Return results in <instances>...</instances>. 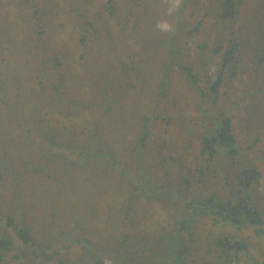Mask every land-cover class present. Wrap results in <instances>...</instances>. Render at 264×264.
Here are the masks:
<instances>
[{
    "label": "trees",
    "instance_id": "1",
    "mask_svg": "<svg viewBox=\"0 0 264 264\" xmlns=\"http://www.w3.org/2000/svg\"><path fill=\"white\" fill-rule=\"evenodd\" d=\"M47 1L49 0H9L7 11H11L14 16L18 15L17 18L21 19L20 21L26 22L31 13L38 16L44 12L41 6ZM109 1L114 2L113 0ZM244 3L245 0L214 2L212 3L214 4L213 10L216 9L215 14H218L215 17H218V22L237 23ZM259 6L262 14L259 15L260 12L258 11L253 12V14H257L258 18L262 16L263 21L256 23L249 20V22L240 24L238 29L231 27L230 39L225 41L223 38L219 39L214 45L213 55H220L221 62L215 76L211 78L209 90L200 85L201 77L194 71L193 65L188 66L178 59V55H183L186 48L175 41L178 28L176 23L174 31L168 34L163 46L167 49V56L160 63H153V69H148L150 57L144 61L142 68H139V59L135 58V69H139L134 74L126 66H122L118 81L122 82V86L126 90L115 91L112 85L105 86L103 89L100 88L102 95H100L97 103L94 102V105H87L82 99L70 101L72 106L79 107V109L77 111L68 110L69 117L75 113L76 116H81L84 111H94L91 115L97 118L96 123L88 131H84V128L89 126L87 124L88 116L82 118L83 123L80 122L83 126L81 139H70L64 142L62 138L57 140L54 136L48 137L44 133L49 131L50 119L46 121V125L43 124V127L37 124L38 129H33L34 134L38 135L36 136V143L38 144L39 141L44 144L47 143L46 149H42L44 153L41 159H46L44 162L52 167V172L55 169L63 171L65 176H69L68 178L72 183L71 186H68L65 182L57 180L52 173L50 176L45 174L50 183V190L44 195V198L52 194L51 199L53 200L56 196L53 192L62 193L65 196L62 197L64 203L69 202L70 191H73L75 186V179L73 176L70 177V174H77L80 179L83 178L82 181L79 179L80 182L96 192V199L94 200L96 207H93L92 203L94 202L91 200L90 204L85 202L92 208L96 217L107 225L105 231L111 233L116 232L117 229L126 228L131 232L130 234H119L121 241L117 246L122 248H111L109 244L94 243L88 238H83V236L82 238L74 237L73 232L69 233L65 229L60 232L63 239L62 245L56 247V242L52 238L47 239L44 244L39 243L26 217L30 205L27 206L22 195L18 192L23 179L14 171L17 170L15 166L11 165L14 169V173H11L9 165L0 159V167L2 168L0 179L10 174L15 178L13 192L16 201L15 205L13 203L5 204L0 211L2 214L5 213L3 214L5 223L0 224V258L2 259L13 250L16 253L13 255L16 264H40L42 261L49 263L51 256H47L44 250L46 252L47 249L56 247L54 249L64 251L66 256V258L60 259V264H195L199 262V259L202 260L203 264H242L243 256L245 264H264V251L260 255V261L253 260L248 254L250 244L242 236L243 232L252 231L256 235L255 237L264 240L263 214L253 202V192L249 193L250 190L252 191V186L257 185L261 173L252 161L248 160V164L243 162L246 156L242 154L234 134L232 116L223 111L222 106L218 105L220 95L229 93L227 90L220 93L221 88L225 85L231 87V78L236 77L239 73L237 64L246 57L255 65L253 71L256 75L260 70H264V24H262L264 22V0ZM53 7L55 6L48 8ZM252 7L248 5L246 9L249 11ZM79 10L80 8L74 10L76 15L81 13ZM109 11L112 15H116L113 4ZM50 14L51 11L46 9L44 17L49 18L48 15ZM53 16H57V14L54 13ZM48 20L50 21V18ZM87 25L94 26L92 21L88 22ZM202 25L203 21H199L194 32L199 34ZM250 25L259 26L260 31L254 32L252 28H249ZM32 30L38 31L35 27H32ZM245 31L247 32L244 33ZM45 33L46 29L41 24L38 33L28 35L21 45V50H24L26 45L35 44L37 46L38 53L41 55V65L38 71L34 73L37 74L38 84L42 88L44 78L46 80L52 79V75L48 74L50 68L46 64L43 65V63H47L46 59L43 58L46 56L45 49L47 48V41L43 38ZM84 34L83 43L88 36L87 33ZM0 43L4 44L2 41ZM142 43L149 46L146 39ZM207 46L208 44L205 42L202 47L204 49ZM1 52L2 49L0 48ZM54 59L57 66L62 65L60 57L55 56ZM202 67H204L203 64ZM176 70L181 73H176ZM181 74H183L184 81L186 80L197 89L195 98L201 99V103H194L193 106L198 108V116L193 118L191 122L198 125V132L196 128L192 127L189 120L177 115L178 121L184 126L183 134L186 138L185 140L182 138L178 143V131H172L170 127L177 123L175 128L178 129L179 124L169 112L171 108L179 110L177 103L181 104V99L174 95L175 89L173 88L177 81L175 79ZM122 76L125 77V81L122 80ZM61 78L64 76L61 75ZM133 78L134 80H132ZM50 85L55 95L53 99L60 97L63 100L61 90L59 92L58 90L65 84L52 82ZM150 88L155 91L152 95L148 94ZM242 92L246 96L251 93L247 89ZM149 95L151 96L149 97ZM42 96V92L37 96L32 115L35 114L36 110L45 109ZM144 98L145 100H153V105L150 107L148 104L144 105L142 103ZM238 104L233 103V107L236 109ZM47 105L46 108H49ZM130 107L131 111L129 110L127 114ZM230 112L232 113L231 110ZM115 114H119V116ZM132 114L138 118L137 130L132 134L122 132L123 128L130 126L127 119L129 116L131 118ZM46 115L55 119L57 112L47 111ZM55 120L59 122V119ZM20 128L25 135L31 133L28 126L24 128L20 125ZM40 134L45 135L47 140L41 139ZM191 138H196L199 143L191 176L181 174L174 178L168 177L167 180L160 177L158 169L162 172L168 168L178 169L181 161L179 158L184 154L182 151H185V145L192 144L189 141ZM259 141L260 139L256 136V139L252 141L253 145L258 144ZM168 145L174 149L176 147L177 153L175 151V155L170 151L166 153L165 149ZM122 149L125 152L122 156L125 166H122L124 162L121 163L119 157V151ZM222 164L231 166L234 172L236 178L235 193L220 195V190H214L206 196L202 191H199L193 197L192 192L196 190L193 184L196 183L203 189L206 186L210 187L211 181L219 180L217 175L220 173L219 168ZM131 166L137 172L136 175L131 176L129 174L131 169L128 167ZM184 166L183 163L179 167ZM38 170L39 168L36 171ZM135 180L137 184L134 183ZM226 182L229 184L228 180ZM196 187L199 190V187ZM211 188H219L218 181ZM130 189L132 190L130 191ZM140 197L151 204L147 206L144 203L141 206L140 199H138ZM55 203L59 202L55 201L51 206L54 207ZM102 206L107 209L104 213H101L100 210ZM140 208L143 209L142 213H146L143 218L138 215ZM157 208L162 211L168 230L165 233L156 234L153 240H148L142 232L141 224L147 222L152 217H147V214ZM115 210L121 211L123 216H113V213H117ZM73 211L76 212L77 210ZM53 212L52 220L49 222L50 226H52V221L56 216L66 218L65 215H62L65 214L64 211L59 213L54 208ZM72 218L76 225L82 228L83 221L81 218L75 216ZM199 225H205L207 228L204 237L197 232ZM227 229H232L233 232H229ZM108 233L107 238L110 240L113 233ZM199 238L205 240L204 251L208 255L206 259H201L203 256L198 255V249L195 248V243ZM70 254L73 255L74 259L68 258Z\"/></svg>",
    "mask_w": 264,
    "mask_h": 264
},
{
    "label": "rangeland",
    "instance_id": "2",
    "mask_svg": "<svg viewBox=\"0 0 264 264\" xmlns=\"http://www.w3.org/2000/svg\"><path fill=\"white\" fill-rule=\"evenodd\" d=\"M8 1L0 0V41L4 42V44L0 43L2 49V54L0 53V159L9 165L11 173L16 171L23 179L18 192L22 195L27 206L30 205L26 214L27 221L33 230L34 236L39 240L37 241L41 244L52 238L56 242V247L62 245L63 239L60 232L65 229L69 233L73 232L74 237L82 238L83 236V238H88L94 243L109 244L111 248H122L117 246L121 241L119 234H130L131 232L126 228L117 229L116 232H111L113 233L112 239L107 238L108 232L105 231L107 225L96 217L89 206L91 200L94 202L92 203L93 207H96L94 201L96 192L80 182L83 178L80 179L77 174H70V177L73 176L75 179V186L73 191H70L69 202L64 203L62 197L65 196L62 193L56 194L53 192L56 196L61 195L59 197L54 196L55 198L52 197L53 200L51 199L52 194L44 198V195L50 190V183L45 174L50 176L52 173L57 180L65 182L68 186H71L72 183L68 178L69 176H65L63 171L55 169L52 172V167L44 162L46 159H41L44 153L42 149H46L47 143L44 144L42 141L36 143V136L38 135L34 134V130L38 129L37 124L43 127V124L50 119L49 131L44 133L48 137L54 136L57 140L62 138L64 142L70 139H81L83 131L82 118L88 116L89 119L87 123L89 126L86 129L84 128V131L92 128L97 118L91 115L94 111H84L81 116H76L75 113L69 117L68 110L77 111L79 109V107L72 106L70 101L82 99L87 105H94V102L97 103L100 95H102L100 88L103 89L105 86L112 85L115 91L126 90L122 86V82L118 81L122 66H126L134 74L139 68H142L144 61L149 57L148 69H153V63L163 61L167 56V49L163 46L168 34H170L161 32L156 28L157 22L163 20L168 21L173 26L177 23L178 28L175 26L177 28L175 41L186 48L183 55H178V59L188 66L193 65L194 71L201 77L200 85L202 88L209 90L208 86L211 78L215 76L221 62L220 55H213L214 45L219 39L223 38L224 41L227 38L230 39L231 27L238 29L241 26L240 24L249 22V20L256 23L263 21L262 16L258 18L257 14H253L255 11L260 12L259 15L262 14L259 6L262 0H245L237 23L218 22V17H215L218 14H215L216 9L213 10L214 4L212 3L220 0H183L179 12H173L171 15L167 12L168 5L165 0H113L112 3L109 0H49L41 8L44 9V12L46 9L51 11V14L48 15L50 21L49 18L44 17V12H42L38 16L31 13L26 22L20 21L21 19L17 18L18 15L14 16L11 11H7ZM112 4L115 6L116 15H112L109 11ZM248 5L253 6L249 11L246 9ZM51 6L55 7L48 8ZM78 8H80L81 13L76 15L74 10ZM54 13L57 16H53ZM90 21L93 22V27L87 25ZM199 21H203V25L200 33L197 34L194 29ZM41 24L46 29L43 38L47 41L46 56L43 57L47 63H43V65L46 64L50 68L48 74L52 75L51 80L43 79V88L38 84L37 74L34 73L38 71L41 65V55L38 53L37 46L35 44H32V46L26 45L24 50H21L24 39L28 35L38 33ZM32 27H35L38 31L35 32ZM249 28H252L254 32L260 31L259 26L250 25ZM84 33H87L88 36H86V41L83 43ZM144 39L148 40L149 46L142 43ZM205 42L208 46L203 49L202 46ZM55 56L61 58V66L55 64ZM135 58L139 59L138 63L140 64L137 69H135L134 64L136 62ZM202 64L204 67H202ZM237 67L239 73L236 77L231 78V87L225 85L221 88L220 93L225 90L229 93L220 95L218 105L222 106L223 111L230 113L232 116L234 134L242 154L246 156L243 162L248 164V160L252 161L261 173L257 185L252 186V191L250 190L249 193L253 192V202L262 212L264 220V70H260L256 75L253 71L255 65L250 62L248 57L237 64ZM176 73L180 74L181 72L176 70ZM61 75L64 78H61ZM122 80L125 81L124 76H122ZM175 80L177 81L173 85L174 95L181 99V104L177 103L179 110L171 108L169 114L174 116L179 128H175L177 123H174L171 125L170 130L178 131V143H180L182 138L184 140L186 138L183 134L184 126L178 121L177 115L185 117L191 123L193 118L198 116V108L193 105L194 103H201V99L197 100L195 98L197 89L187 83L186 80H183V74L180 77L177 76ZM52 82L65 84L62 87L63 89L58 90V92L61 90L63 100L60 97L53 99L55 95L54 91L51 90L50 84ZM261 87H263V90H261ZM151 89H149L148 94L152 95L155 91ZM244 89L249 90L251 93L248 96L244 95L242 92ZM41 92L43 93L41 99L45 103V109L36 110L35 114L32 115L36 98ZM145 98L142 103L144 105L148 104V107L152 106L153 100H145ZM51 100H53L52 103ZM40 103L42 102L40 101ZM233 103H239V106L235 109ZM47 104L49 108H46ZM50 107L52 108L50 109ZM129 110L131 111V107L127 110V114ZM47 111H56L57 117L55 119H59V122L51 118L50 115H46ZM115 115L119 116V114ZM136 117H134V114L131 115V118L128 117L127 120L130 126L123 128L122 132L132 134L137 130L138 118ZM20 125L24 128L28 126L31 133L25 135ZM192 127L196 128L198 132V125L194 123ZM44 136L40 134L39 137L45 139ZM256 136L260 141L258 144L253 145L252 141L256 139ZM189 141L192 144L185 145V151H182L184 154L179 158L181 161L178 169L168 168L163 172L158 169L160 177L167 180L168 177L174 178L176 175L181 174L191 176L199 143L196 138H191ZM48 144L50 143L48 142ZM165 151L166 153L170 151L174 155L175 151L177 153L176 147L174 149L170 145L167 146ZM119 153L121 163L124 162L122 166H125L122 157L125 152L122 149ZM183 163L185 166L179 167ZM11 165L15 166L17 170H14ZM38 168L39 170L36 171ZM128 168L131 169L129 173L131 176L137 174L134 167ZM38 172L40 173L38 174ZM219 172V175H217L219 180L211 181L210 187L206 186L203 189L194 183L196 190L192 192L193 197L199 191H202L206 196L214 190H220V195L229 194L230 192L234 194L236 178L231 166L222 164ZM14 179L11 174L0 179V211L7 203H13L14 205L16 203L13 192ZM226 180L229 181V184ZM217 181L219 188L212 189L211 187H214ZM134 183L137 184V181L135 180ZM196 186L199 187V190ZM114 194L116 193L114 192ZM87 197L89 199L85 200ZM138 199H140L141 206L144 203L147 206L151 204L144 198L140 197ZM55 201L59 203H55L56 205L52 207L51 205ZM85 201L89 204H86ZM61 203L63 206H61ZM54 208L59 213L64 211L65 214L62 215H65L66 218L58 215L53 219L52 226H50L49 222L52 220ZM73 210L77 211L74 212ZM100 210L101 213H104L107 209L102 206ZM138 211L139 216L145 217L146 213H142L143 209L140 208ZM115 212L117 213H113V216H123L121 211L115 210ZM3 214L0 212V224L5 223ZM73 216L81 218L83 221L82 228L76 225ZM147 217H150V219L147 222H142L141 226L143 227L142 232L148 240H153L156 234L159 235L168 230L166 228L167 224H165L166 219H164L162 211L158 208L147 214ZM206 231L205 225H199L198 234H202L204 237ZM227 231L233 232L232 229H227ZM242 236L250 244L249 256L253 260L260 261V255L264 251V240L255 237L256 235L252 231H245ZM202 239L199 238L196 241L195 248L198 249V255L203 256L201 259H206L208 255L204 251L205 240ZM54 248L47 249L46 252L44 250L47 256H51V262L42 261L40 264H60V259L66 258L64 251ZM142 248H145V246H142ZM143 253L145 254V252ZM15 254L11 250L5 257L0 258V264H16L13 258ZM68 258L74 259L72 254ZM244 262L245 258L243 256L242 264H245ZM195 264H203V262L199 259V262Z\"/></svg>",
    "mask_w": 264,
    "mask_h": 264
},
{
    "label": "clouds",
    "instance_id": "3",
    "mask_svg": "<svg viewBox=\"0 0 264 264\" xmlns=\"http://www.w3.org/2000/svg\"><path fill=\"white\" fill-rule=\"evenodd\" d=\"M165 3L168 5L167 12L169 15H171L173 12L179 11V9L182 7L183 0H165ZM156 28L164 33H171L174 31V26L166 20L157 22Z\"/></svg>",
    "mask_w": 264,
    "mask_h": 264
}]
</instances>
